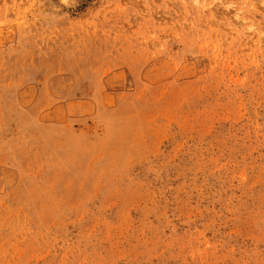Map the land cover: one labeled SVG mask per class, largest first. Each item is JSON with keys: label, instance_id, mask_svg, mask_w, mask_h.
Instances as JSON below:
<instances>
[{"label": "rangeland", "instance_id": "obj_1", "mask_svg": "<svg viewBox=\"0 0 264 264\" xmlns=\"http://www.w3.org/2000/svg\"><path fill=\"white\" fill-rule=\"evenodd\" d=\"M0 264H264V0H0Z\"/></svg>", "mask_w": 264, "mask_h": 264}]
</instances>
